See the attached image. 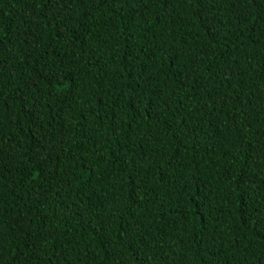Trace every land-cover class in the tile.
<instances>
[{"label": "trees", "instance_id": "obj_1", "mask_svg": "<svg viewBox=\"0 0 264 264\" xmlns=\"http://www.w3.org/2000/svg\"><path fill=\"white\" fill-rule=\"evenodd\" d=\"M0 264H264V0H0Z\"/></svg>", "mask_w": 264, "mask_h": 264}]
</instances>
